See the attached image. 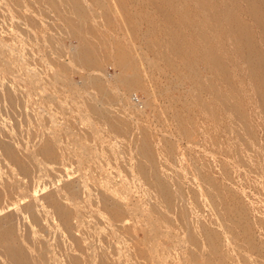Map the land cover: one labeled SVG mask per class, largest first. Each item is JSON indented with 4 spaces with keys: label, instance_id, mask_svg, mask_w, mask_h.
<instances>
[{
    "label": "rangeland",
    "instance_id": "374dc122",
    "mask_svg": "<svg viewBox=\"0 0 264 264\" xmlns=\"http://www.w3.org/2000/svg\"><path fill=\"white\" fill-rule=\"evenodd\" d=\"M201 12L0 0V264H264V113Z\"/></svg>",
    "mask_w": 264,
    "mask_h": 264
},
{
    "label": "bare ground",
    "instance_id": "6f19581e",
    "mask_svg": "<svg viewBox=\"0 0 264 264\" xmlns=\"http://www.w3.org/2000/svg\"><path fill=\"white\" fill-rule=\"evenodd\" d=\"M191 1L203 16L212 17L211 23L203 24L200 38L209 34L214 44L212 55L222 72L220 98L224 108L234 107L243 118L250 105L264 113V0ZM256 29L260 42L254 40ZM186 52L192 53L191 48ZM186 65L193 70L190 60ZM232 79L236 85L231 84Z\"/></svg>",
    "mask_w": 264,
    "mask_h": 264
}]
</instances>
